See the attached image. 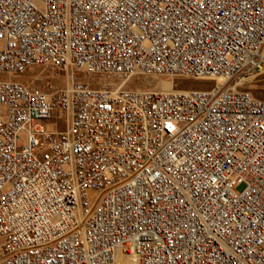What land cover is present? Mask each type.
<instances>
[{"label":"built area","instance_id":"2783aa9c","mask_svg":"<svg viewBox=\"0 0 264 264\" xmlns=\"http://www.w3.org/2000/svg\"><path fill=\"white\" fill-rule=\"evenodd\" d=\"M262 66L264 0H0V264H264Z\"/></svg>","mask_w":264,"mask_h":264},{"label":"rangeland","instance_id":"374dc122","mask_svg":"<svg viewBox=\"0 0 264 264\" xmlns=\"http://www.w3.org/2000/svg\"><path fill=\"white\" fill-rule=\"evenodd\" d=\"M26 76H27V74L23 76V79H25ZM145 79L148 80L149 82L152 80V82H151L152 85H150V86L161 89V90H163L161 88V82L162 81L169 82L171 88H173V89H198V88H208L211 85H213L212 81L194 80V79L179 78V77L173 78V79L163 78V77H160V78L152 77V79H151V78L146 77ZM145 79L143 78L140 80L144 81V83H145ZM242 79H244V80H242ZM64 82H65V80H64V78H62L60 81L56 82V84L61 86L64 84ZM133 83H134V81H131L129 83V85H133ZM236 83H237V85H236L237 89L249 91L253 96L259 98L260 100H262L264 102V66H262L256 72H252V73L240 76L236 80ZM147 85H149V84H147Z\"/></svg>","mask_w":264,"mask_h":264},{"label":"bare ground","instance_id":"6f19581e","mask_svg":"<svg viewBox=\"0 0 264 264\" xmlns=\"http://www.w3.org/2000/svg\"><path fill=\"white\" fill-rule=\"evenodd\" d=\"M261 68V67H260ZM259 68V69H260ZM258 69V70H259ZM257 70V71H258ZM152 79V78H151ZM242 80H244V79H242ZM218 81H220V79H218ZM152 80L149 82L148 80H146L145 79V83L146 84H149V85H152ZM154 89H156V90H160V91H169V90H174L173 88H171V86H170V83L169 82H167V81H162L161 82V88L163 89V90H161V89H158V88H155V87H153Z\"/></svg>","mask_w":264,"mask_h":264}]
</instances>
